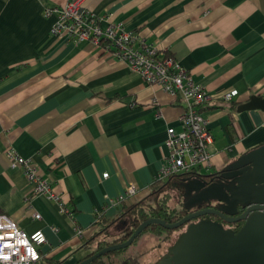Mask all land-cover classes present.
Segmentation results:
<instances>
[{
  "label": "crops",
  "instance_id": "obj_1",
  "mask_svg": "<svg viewBox=\"0 0 264 264\" xmlns=\"http://www.w3.org/2000/svg\"><path fill=\"white\" fill-rule=\"evenodd\" d=\"M67 1L0 0V215L26 235L43 233L39 264L82 260V245L98 230L95 215L112 219L147 194L182 107L99 47L51 36L55 17L44 11ZM83 6L172 56L203 87L208 100L200 110L213 143L210 166L198 174L218 172L264 144V112H236L250 96L264 99V0ZM230 91L235 97L223 102ZM8 151L37 169L69 216L33 194ZM127 187L136 195L117 202ZM119 224L101 238L122 230Z\"/></svg>",
  "mask_w": 264,
  "mask_h": 264
},
{
  "label": "built area",
  "instance_id": "obj_2",
  "mask_svg": "<svg viewBox=\"0 0 264 264\" xmlns=\"http://www.w3.org/2000/svg\"><path fill=\"white\" fill-rule=\"evenodd\" d=\"M83 3L84 0H69L62 6L44 11L45 16L55 17L51 36L65 43H89L99 47L115 61L125 64L144 83L159 88L182 105L177 118L178 131L172 128L166 130L163 144L167 153L163 156L155 181H165L182 174H198L208 168L211 159L209 148L213 140L200 110L208 100L203 87L190 81L172 56L145 43L137 33L125 32L120 25L109 22V16L90 13ZM235 95L234 91L224 93L222 101L229 103ZM7 157L13 167L22 171L34 195L57 203L60 213L69 216L64 205L51 192L49 183L33 165L11 151H8ZM106 176L103 174L102 178ZM136 193L133 187H127L124 198L119 197L117 202L132 198ZM33 217L39 218L38 215ZM74 233L81 236L78 228L74 229ZM45 242L42 232L26 235L0 215V264H39L42 258L40 248Z\"/></svg>",
  "mask_w": 264,
  "mask_h": 264
},
{
  "label": "water",
  "instance_id": "obj_3",
  "mask_svg": "<svg viewBox=\"0 0 264 264\" xmlns=\"http://www.w3.org/2000/svg\"><path fill=\"white\" fill-rule=\"evenodd\" d=\"M256 110L264 112V99L253 95L236 112ZM219 172L209 175L218 179L214 182L181 183L186 199L184 206H196L195 211L173 224L158 219L144 221L125 242L105 247L77 264H89L106 254L126 249L151 225L168 231L185 226L154 264H264V144ZM210 203H216L215 208L209 207ZM245 207L243 213L234 217L237 208ZM205 217H216L226 224L242 222V225L233 232Z\"/></svg>",
  "mask_w": 264,
  "mask_h": 264
},
{
  "label": "trees",
  "instance_id": "obj_4",
  "mask_svg": "<svg viewBox=\"0 0 264 264\" xmlns=\"http://www.w3.org/2000/svg\"><path fill=\"white\" fill-rule=\"evenodd\" d=\"M215 173L218 175L220 172L218 171ZM209 175L189 173L172 176L165 181H153L148 188L147 194L144 197L130 205H123L120 208V212L114 218L106 219L103 215H95L94 226L98 227V230L94 232L82 245L83 249L87 250L88 252V254L83 259H86L87 257L95 254L105 247L125 242L134 232V230L144 221H147L149 219H158L165 222L166 224H173L179 221L184 216L195 211L196 206H190L188 208L184 206L186 203V199L183 195L181 183H185L190 180H199L205 184L214 182L215 178ZM173 190L179 193L183 201L179 204L178 207L170 209L167 206V200L169 199V191ZM215 206L216 203L209 204V207L211 208H215ZM119 223H122L123 227L119 232L118 237L116 236L115 238H111V240L109 241L106 238H101V235L104 232L108 231ZM170 232L172 231L164 230L157 225H151L145 228L138 235V237L144 233H148L152 236L158 237L161 235L163 236L164 234H169ZM136 239L131 243V245L135 243ZM126 249L106 254L95 259L89 264H137L136 258L132 256H126L122 260H115ZM48 264L59 263L48 262Z\"/></svg>",
  "mask_w": 264,
  "mask_h": 264
},
{
  "label": "rangeland",
  "instance_id": "obj_5",
  "mask_svg": "<svg viewBox=\"0 0 264 264\" xmlns=\"http://www.w3.org/2000/svg\"><path fill=\"white\" fill-rule=\"evenodd\" d=\"M183 199L175 190L169 191V199L167 200V206L170 209L176 208L182 203ZM120 227V224H117L113 227ZM119 228V229H120ZM185 229V226L179 228L178 230H174L169 234H164L163 236H152L148 233L141 234L135 241L134 244L130 245L120 256H118L115 260H122L126 256H132L136 258L137 264H154L156 261L162 257L167 248L170 247L176 238L182 233ZM119 231L109 232V236H105L104 238H108V241L111 238L118 237ZM116 232V234H114ZM111 237V238H110Z\"/></svg>",
  "mask_w": 264,
  "mask_h": 264
},
{
  "label": "flooded vegetation",
  "instance_id": "obj_6",
  "mask_svg": "<svg viewBox=\"0 0 264 264\" xmlns=\"http://www.w3.org/2000/svg\"><path fill=\"white\" fill-rule=\"evenodd\" d=\"M214 180H218L217 178H215ZM223 182V180H221ZM246 207L241 209V208H237L236 209V216L234 217H237L239 216L241 213H243L245 211ZM205 219H208V220H212L214 222H217L219 223L224 229H229L233 232H236L242 225V222H239V223H235V224H226V223H223L219 218H216V217H205Z\"/></svg>",
  "mask_w": 264,
  "mask_h": 264
}]
</instances>
